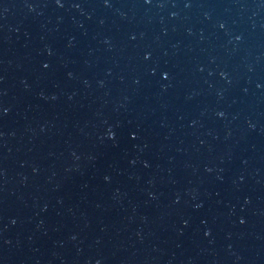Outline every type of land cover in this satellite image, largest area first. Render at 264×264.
Masks as SVG:
<instances>
[{
  "label": "water",
  "instance_id": "water-1",
  "mask_svg": "<svg viewBox=\"0 0 264 264\" xmlns=\"http://www.w3.org/2000/svg\"><path fill=\"white\" fill-rule=\"evenodd\" d=\"M126 89L264 162V0H19Z\"/></svg>",
  "mask_w": 264,
  "mask_h": 264
}]
</instances>
